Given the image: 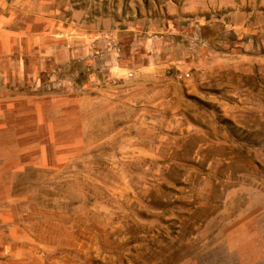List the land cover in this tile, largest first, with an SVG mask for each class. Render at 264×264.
Listing matches in <instances>:
<instances>
[{"label":"rangeland","instance_id":"1","mask_svg":"<svg viewBox=\"0 0 264 264\" xmlns=\"http://www.w3.org/2000/svg\"><path fill=\"white\" fill-rule=\"evenodd\" d=\"M0 8V264H264V0Z\"/></svg>","mask_w":264,"mask_h":264},{"label":"crops","instance_id":"2","mask_svg":"<svg viewBox=\"0 0 264 264\" xmlns=\"http://www.w3.org/2000/svg\"><path fill=\"white\" fill-rule=\"evenodd\" d=\"M20 51V35L19 24L14 26L10 20L5 17L4 10L0 8V76L3 71V62L5 57L16 55V63H19ZM11 212L7 209V203L0 199V224H5L6 221H11ZM8 230V231H7ZM11 228H0V256L4 255L6 251L11 253L12 249L19 248V239L11 235ZM18 241V242H17ZM28 245L24 248H27Z\"/></svg>","mask_w":264,"mask_h":264}]
</instances>
